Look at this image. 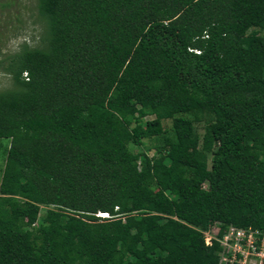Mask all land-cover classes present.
Returning a JSON list of instances; mask_svg holds the SVG:
<instances>
[{"label": "trees", "instance_id": "obj_1", "mask_svg": "<svg viewBox=\"0 0 264 264\" xmlns=\"http://www.w3.org/2000/svg\"><path fill=\"white\" fill-rule=\"evenodd\" d=\"M31 6L0 58V264H216L204 230L264 228V0Z\"/></svg>", "mask_w": 264, "mask_h": 264}, {"label": "rangeland", "instance_id": "obj_2", "mask_svg": "<svg viewBox=\"0 0 264 264\" xmlns=\"http://www.w3.org/2000/svg\"><path fill=\"white\" fill-rule=\"evenodd\" d=\"M4 1H10L8 6H1ZM34 0H0V58L7 51L14 49L18 43L25 40L28 44H34L36 41V32L37 30L30 25V18L27 16L28 12H31V2ZM29 10V11H28ZM260 36L264 38V29H256ZM9 79L5 74L0 72V89L9 85ZM144 117L143 119H147ZM162 134L159 135H150L145 136L140 139L138 144L128 143L127 148L134 152L138 153L139 161L141 160V155L158 156V149L162 143L161 138L163 136H172L173 129L171 126L170 119L161 120ZM193 127L198 134L203 132L202 123H194ZM8 146V140L0 138V178L1 171L3 167L5 149ZM207 163L209 166V156L207 158ZM139 163V162H138ZM203 187H206L207 179L206 176L200 181ZM51 209V206L40 205L38 211L37 220L32 224L30 228L36 230L39 228V225L42 223L41 217L45 212ZM204 230L203 232H205ZM203 237H204V233Z\"/></svg>", "mask_w": 264, "mask_h": 264}, {"label": "built area", "instance_id": "obj_3", "mask_svg": "<svg viewBox=\"0 0 264 264\" xmlns=\"http://www.w3.org/2000/svg\"><path fill=\"white\" fill-rule=\"evenodd\" d=\"M94 216L100 219L115 217L102 211ZM217 226L202 232L205 245L216 243V264H264V228L228 224L218 235Z\"/></svg>", "mask_w": 264, "mask_h": 264}]
</instances>
